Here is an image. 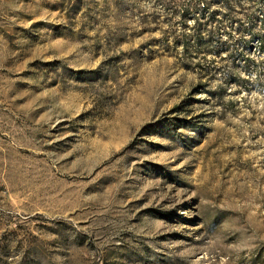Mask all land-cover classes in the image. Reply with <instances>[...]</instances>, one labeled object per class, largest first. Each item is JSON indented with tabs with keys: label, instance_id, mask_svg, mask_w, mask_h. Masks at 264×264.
I'll return each mask as SVG.
<instances>
[{
	"label": "rangeland",
	"instance_id": "obj_1",
	"mask_svg": "<svg viewBox=\"0 0 264 264\" xmlns=\"http://www.w3.org/2000/svg\"><path fill=\"white\" fill-rule=\"evenodd\" d=\"M0 264H264V0H0Z\"/></svg>",
	"mask_w": 264,
	"mask_h": 264
}]
</instances>
